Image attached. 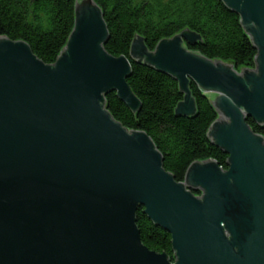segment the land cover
<instances>
[{
  "label": "water",
  "instance_id": "95a60500",
  "mask_svg": "<svg viewBox=\"0 0 264 264\" xmlns=\"http://www.w3.org/2000/svg\"><path fill=\"white\" fill-rule=\"evenodd\" d=\"M222 2L256 49L253 69L189 51L183 43L199 38L187 33L151 53L141 39L131 45L133 60L178 82L177 114L195 113L193 82L219 116L208 135L227 170L196 162L180 183L145 133L106 110L111 92L132 111L140 103L128 60L103 50L91 0H76L53 65L0 37V264H264V137L246 122L264 128V0ZM139 209L170 235L172 258L142 244Z\"/></svg>",
  "mask_w": 264,
  "mask_h": 264
},
{
  "label": "trees",
  "instance_id": "16d2710c",
  "mask_svg": "<svg viewBox=\"0 0 264 264\" xmlns=\"http://www.w3.org/2000/svg\"><path fill=\"white\" fill-rule=\"evenodd\" d=\"M99 9L107 30L104 52L125 57L130 64L126 79L140 103L138 111L127 108L111 92L104 97L107 112L122 127L141 131L162 157L163 169L175 182H184L188 168L196 162L213 161L226 171V155L213 145L208 132L218 118L207 95L193 82L188 92L195 113H176L183 101L179 84L130 57L134 40L141 39L148 53L181 33L199 41L183 45L209 60L232 64L236 71L253 69L256 49L243 29L239 16L222 0H91ZM76 0H0V37L25 43L46 65H53L73 30ZM247 125L264 137V128L251 119ZM142 244L150 251L172 258L171 237L143 214L136 213Z\"/></svg>",
  "mask_w": 264,
  "mask_h": 264
},
{
  "label": "rangeland",
  "instance_id": "374dc122",
  "mask_svg": "<svg viewBox=\"0 0 264 264\" xmlns=\"http://www.w3.org/2000/svg\"><path fill=\"white\" fill-rule=\"evenodd\" d=\"M218 115V114H217ZM219 119V116H218V118H217V120ZM226 123L228 124V121L226 120ZM198 196V198H200L201 197V192L200 191H198V194H197Z\"/></svg>",
  "mask_w": 264,
  "mask_h": 264
}]
</instances>
